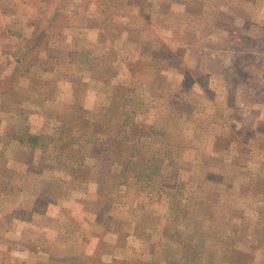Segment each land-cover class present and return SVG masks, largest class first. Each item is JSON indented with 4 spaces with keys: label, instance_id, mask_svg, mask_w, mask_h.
Instances as JSON below:
<instances>
[{
    "label": "rangeland",
    "instance_id": "374dc122",
    "mask_svg": "<svg viewBox=\"0 0 264 264\" xmlns=\"http://www.w3.org/2000/svg\"><path fill=\"white\" fill-rule=\"evenodd\" d=\"M49 2L64 23L74 6L76 25L104 29L46 81L45 134L31 142L46 157L32 160L40 181L16 193L15 215L28 218L21 203L42 191L64 218V254L77 246L74 212L137 201L142 222L110 228L153 233L156 260L141 264H264V0ZM77 185L89 198L71 195Z\"/></svg>",
    "mask_w": 264,
    "mask_h": 264
},
{
    "label": "crops",
    "instance_id": "0c3cea01",
    "mask_svg": "<svg viewBox=\"0 0 264 264\" xmlns=\"http://www.w3.org/2000/svg\"><path fill=\"white\" fill-rule=\"evenodd\" d=\"M49 1L39 0L36 6H31V0H0V195L12 194L10 202L5 203L0 198V253L23 256V264H89V260L94 259L99 264L152 262L156 260L154 253L157 251L150 239L152 232L146 231L144 235L138 230L131 231L123 239L120 230L110 228L114 222H119L122 229H126L128 223L135 225L138 220L142 222V214L134 208L137 201L130 205H125L126 202H118L114 206L102 204L95 210L87 208L86 215L81 214L83 210L74 212L71 219L77 224V235L74 236L77 246L70 249H74L71 253L64 254H58L60 250L57 247L67 236L61 222L64 218L60 217L57 224V214L49 211L42 191L34 194V202L30 204L19 202L20 208H29L28 218L27 215L26 218L15 215L18 205L15 204L16 193L29 192L31 184L27 183L32 177L34 182L37 179L40 181L37 174L42 170L41 166L38 167L40 161L35 165L32 160L46 157L41 153L44 145L31 143L40 141L45 134L46 120L41 113L46 112L47 98L42 91L46 81L61 80L59 65L64 61H76L72 51L78 54L77 48L87 45L88 41L94 42L93 38H88L91 32L104 29V24L102 29L98 27L101 25L92 23H82L83 27L76 25L81 22L72 19L74 6L67 9L66 14L67 20L72 21L64 23L61 20L63 4L52 8ZM79 30L90 33L82 35ZM74 31L77 33L73 36L70 33ZM77 58V62L80 61ZM31 62L42 64L37 75L30 67L25 68ZM47 63H52L54 67L48 69ZM55 89L58 91L55 99L62 100L58 88ZM56 174L59 176V173ZM80 191L89 198L88 190L78 185L72 189L71 195ZM129 207L132 211L127 209ZM157 218L155 215L151 220L157 221ZM53 223L52 228L50 225ZM83 224L86 225L85 231L82 230ZM59 256H66L69 262L61 263L64 260L57 258Z\"/></svg>",
    "mask_w": 264,
    "mask_h": 264
}]
</instances>
